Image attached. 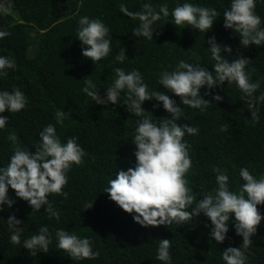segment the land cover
Instances as JSON below:
<instances>
[{
  "label": "trees",
  "instance_id": "1",
  "mask_svg": "<svg viewBox=\"0 0 264 264\" xmlns=\"http://www.w3.org/2000/svg\"><path fill=\"white\" fill-rule=\"evenodd\" d=\"M146 2L157 9L161 4L169 8V16H161L152 25L153 39L134 36L132 28L139 24L138 19L120 11L121 4L135 12ZM183 2L185 0H0V5L9 9L7 14H0V31L6 33L0 37V55L15 61V67L5 69L6 75L0 76V90L18 88L26 97L22 110L3 113L8 121L0 128V166L8 163L17 145L34 152L39 132L49 123L55 125L61 142L75 137L85 153L81 162L72 163L66 173L67 183L62 191L67 195L48 194L53 208L59 212L58 218H49L43 205L35 212L9 188L8 194L15 203L0 211V264H163L156 259L161 238L169 239L171 264H224L221 252L242 244L231 214L225 240L216 242L209 235L211 222L203 214L180 225L144 227L103 192L117 170L134 167L135 145L131 137L139 117L128 112L121 102L96 104L80 91L86 76L97 85L101 96L112 82L115 67L126 72L137 69L149 91H164L157 83L160 72L171 71L181 59L198 62L212 70L214 61L206 41L215 37L217 42L231 47L227 59L238 55L249 59L245 70H251V80H260V88L254 95L264 91V45L242 48L239 36L224 27L223 10L229 6V0H189L217 11V19L206 33L187 24L180 27L171 23V9ZM254 11L264 22V0H256ZM80 16L99 19L112 37L109 54L95 63L82 56L81 42L76 39ZM121 47L128 56L123 63L115 60ZM200 94L209 100L204 111L184 106L178 96L168 93L182 108L178 123L198 128L196 135L183 137L190 146L191 167L185 178L193 189V206L196 198H202L201 193L211 192L216 187L214 166L226 170L229 190L236 192L244 183L239 176L240 167H246L256 178L264 175V102L259 104L254 122L246 99L234 83L225 81L213 89L202 87ZM215 95L221 99L214 100ZM142 106L153 114V120L169 115L154 99L145 101ZM57 109L67 114L62 125L56 124L54 119ZM221 125L225 126L223 131ZM9 133L16 135L15 144L8 139ZM257 208L262 219L250 237L251 243L241 249L245 264H264V203ZM9 215L22 221L19 225L21 243L17 245L9 241L10 229L6 222ZM41 225L48 226L52 241L47 252L32 256L23 248L22 241ZM58 228L87 237L96 256L76 260L68 257L66 251L57 249L55 231Z\"/></svg>",
  "mask_w": 264,
  "mask_h": 264
},
{
  "label": "clouds",
  "instance_id": "2",
  "mask_svg": "<svg viewBox=\"0 0 264 264\" xmlns=\"http://www.w3.org/2000/svg\"><path fill=\"white\" fill-rule=\"evenodd\" d=\"M255 3L256 0H229V6L223 10V25L239 36L242 48L264 45V22L254 11ZM8 11L7 7L0 5V14H7ZM120 11L138 19L139 24L132 28V34L147 39H153L154 22L160 20L161 16H169L166 4L159 5L157 9L147 2L142 4L141 10L135 12L128 11L121 4ZM171 17V23L176 26L183 27L187 24L192 29L206 33L212 28L218 15L214 8L185 0L171 9ZM77 25L76 39L81 42L82 56L90 58L93 63L106 57L110 52L112 37L102 21L80 16ZM5 35V32L0 31V37ZM206 42L214 61L212 70L209 71L198 62L190 63L181 59L171 71L160 72L157 83L163 86L164 91H149L137 69L126 72L121 67L112 69L114 76L111 84L104 89L103 96L88 76L82 79L83 86L80 91L96 104L121 102L127 106L128 112L139 117L135 121L131 137V142L135 145L134 167L119 169L114 178L108 179L107 187L103 191L108 194V198L124 211L133 214V220L144 227L172 223L180 225L203 214L211 222L209 235L216 242L225 240L231 214L235 231L242 236V244L238 248H225L221 252V258L224 264H245L246 258L241 249L247 248L251 243L250 237L256 232L262 219L257 205L264 203V175L256 178L246 167H240L239 176L244 183L240 185L239 192H236L229 190L226 170L214 166L216 187L211 192L201 193L199 196L202 198H196L193 206V189L188 186L185 178L191 167V158L188 155L190 146L183 137L185 134L196 135L198 128L189 123H178L182 117V108L168 93L178 96L184 106L204 111L209 100L200 94L202 87L213 89L225 81L228 84L234 83L246 99L251 118L255 122L259 104L264 102V91L254 95L260 88V80H251V70H245L249 63L248 58L238 55L237 58L229 60L226 54L232 52L230 46L217 42L215 37ZM127 58L125 49L121 47L115 55V60L123 63ZM14 67L15 61L12 58L0 55V76L6 75L5 69ZM122 93L124 95L121 98ZM151 99L161 104L169 115L153 120V114L142 106L145 101ZM213 99L219 101L221 97L215 95ZM25 105L26 97L20 89L0 90V128H4L8 121V116L3 115L5 111L19 112ZM66 116L64 111L55 110L56 124L62 125ZM224 129L225 126L221 125L220 130ZM8 139L14 144L17 141L14 133H9ZM84 155V150L75 137L61 142L55 125L47 124L39 132V143L34 152L17 145L8 163L0 166V211H3L5 206L11 208L15 203L8 194L11 188L15 197L26 201L35 212L43 205L49 218H58L59 212L53 208L48 194L67 195L62 191L67 183L66 173L71 164H79ZM6 222L10 229V243L20 244L22 228L19 225L22 221L15 215H9ZM55 238L56 248L66 251L72 259L96 256L87 237H79L74 232L58 228ZM51 241L48 226L41 225L22 243L23 248L35 256L38 252H47ZM169 246V239L158 240L156 259L163 264H171Z\"/></svg>",
  "mask_w": 264,
  "mask_h": 264
},
{
  "label": "rangeland",
  "instance_id": "3",
  "mask_svg": "<svg viewBox=\"0 0 264 264\" xmlns=\"http://www.w3.org/2000/svg\"><path fill=\"white\" fill-rule=\"evenodd\" d=\"M6 6V5H5Z\"/></svg>",
  "mask_w": 264,
  "mask_h": 264
}]
</instances>
